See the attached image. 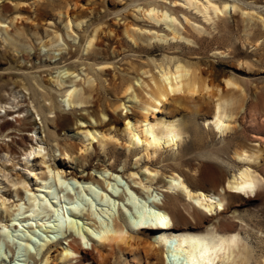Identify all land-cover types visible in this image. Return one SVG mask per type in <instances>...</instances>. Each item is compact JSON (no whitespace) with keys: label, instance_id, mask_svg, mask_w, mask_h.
Masks as SVG:
<instances>
[{"label":"rangeland","instance_id":"rangeland-1","mask_svg":"<svg viewBox=\"0 0 264 264\" xmlns=\"http://www.w3.org/2000/svg\"><path fill=\"white\" fill-rule=\"evenodd\" d=\"M210 1L227 3V13L206 17L185 0H0V94L12 103L2 104L6 109L20 111L6 114L0 108V123L9 119L8 125L14 126L0 136V144L6 142L13 150L0 153V196L12 213L9 216L0 206V219L16 223L7 226V238L0 239V264H41L42 243L49 241L60 249L67 244V235L90 247L93 236L83 239L75 230L57 229L51 209L60 205L79 228L94 221V212H104L107 221L119 220L127 233L136 236L101 247L105 256L100 261L83 259L79 264H165L162 247L153 241L155 231L136 229L127 204L131 193L147 201L127 176L129 172L144 182L150 171L158 174L149 192L167 200L180 225L201 234L212 228L221 235L238 233L251 254L249 264L264 260V191L258 197L251 194L247 203L235 193L226 196V212L216 216L215 203L201 207L182 193L166 195L163 190L174 170L207 190L212 187V173L231 178L246 164L263 178L264 190V142L252 138L253 134L264 138V0ZM150 7L176 18L175 37L168 19L148 16ZM177 63L189 68L199 89L194 95L168 96L160 110L148 115L151 120L181 123L186 132L177 145L163 144L156 152H146L141 143L129 144L123 117L139 118L162 68L173 69ZM75 86L86 102L68 103L67 92ZM218 98L230 100L235 114L231 129L222 134L203 120L210 117ZM56 112L64 115L54 121ZM91 125L107 134L103 144L96 138L91 143L85 139V128L92 130ZM39 145L45 148L47 163L41 161L42 155L29 154ZM84 145L88 147L82 153L85 158L79 153ZM242 148H259L257 161L233 156ZM63 150L70 157L60 154ZM47 164L65 173L91 174L96 182L56 174L42 180L39 176ZM17 174L29 191L12 185L10 180ZM106 196L112 204L103 201ZM33 197L48 209L33 211ZM147 248H151L148 253ZM54 254L48 264H64ZM233 259L225 251L214 264H237ZM182 262L187 264L185 258Z\"/></svg>","mask_w":264,"mask_h":264},{"label":"bare ground","instance_id":"bare-ground-1","mask_svg":"<svg viewBox=\"0 0 264 264\" xmlns=\"http://www.w3.org/2000/svg\"><path fill=\"white\" fill-rule=\"evenodd\" d=\"M185 1L187 4L194 6L196 9L201 11L206 17L211 16L212 13L216 14L217 16L219 12L227 13V7H225V5H228L227 3L223 4V6H220L217 3L211 2L210 0H208L204 4H200L196 0ZM234 7L235 6H233V8ZM146 11L148 16L151 18H155L158 20L168 19L170 21V24H168V26L171 27L173 37H175L177 31L175 26L176 18L174 16H171L167 12H159L157 9H155V7H150ZM93 38L94 37L91 36L88 40V46L92 44ZM154 85L155 86L153 87L151 86V91L148 93L149 95L147 96L145 104L142 106L144 111L143 113H141V116L139 118H133V115L126 114L123 117V120H125L126 122L124 131H126L129 136V144L139 145L141 143L146 152H156L161 145L163 146V144H165V146H175L181 141L183 133L186 132L185 126L181 123H176L174 120L164 121L160 118L151 120L148 114H154L155 111L160 110V106L163 105L164 101H166L168 99V96L170 95H175L181 92L194 95V93H196L199 89L197 88L198 86L196 87V81L193 79L189 68L181 63L175 64L173 69L169 68L168 66L162 68L160 81L155 82ZM127 87L128 86H126V88ZM76 92V86L68 90L67 100L69 104H79L87 101L85 99L86 97H83V92ZM132 96L136 97L135 95ZM3 97L4 96L0 94V108H5V105L7 103H11L8 101L9 97ZM122 104L123 103H120V105ZM231 104L232 102H230V100L228 99L218 98L210 114V117H207L203 120L212 123L217 132L221 134L224 133L231 127L230 122L235 116L233 109H231ZM15 105H17V103ZM11 111L20 112L19 110H11L5 108L6 114H11ZM63 115L64 113L56 112L55 118L52 120H59L61 117H63ZM129 121H131V124H129ZM10 123L11 122L9 121V119H2L0 123V136H2L5 131L14 128V126L8 125ZM91 129L92 130L85 128V139L90 141L91 143L92 139L96 138L100 143L103 144V142L106 140L105 137L107 134L105 133V135L103 132L99 131L93 126L91 127ZM133 134L140 137L139 143L133 140ZM252 138H254L255 141L264 142V138L256 134H253ZM23 142L24 138L22 137L21 143L23 144ZM41 149H43V157L41 158V161L47 163V160L44 159L45 148L42 145H39V148L37 149H32L31 151H29V154H39L41 152ZM87 149L88 147H86L85 145L84 147H79V150L81 151L79 152L81 157H86L82 153ZM127 149H129V146H127ZM12 151L13 150L11 149L10 144L6 142L0 144V153L5 152L7 154H11L13 153ZM259 152V148L256 151L242 148L240 150L236 149L233 152V156L242 161H257V159L259 158ZM69 153L70 152H68V150H63L62 152L60 151V154H63L67 157H70L71 154L69 155ZM202 163L203 162H199V165H202ZM106 169V167H103L101 170ZM178 171L179 170L171 171L168 175L169 179L163 186V190L167 192L166 195H169L168 192L182 193L187 199L199 202L200 205H204L206 207H210L213 203H215V210L217 212L216 216H221L222 213L226 212L224 199L226 196H230L232 193H234L225 188L224 183L230 184L233 188L238 187L239 185L237 181L240 179L241 174H243L245 177L251 178V180L257 184V189L254 193V197L260 196L264 191L261 190V188L263 189V178H261L256 169L252 168L250 164H246L243 167H240L238 169V172L233 173L231 178H220L219 174L212 173L210 175V183L212 184V187L207 190L202 189L201 187H199V185L190 183L185 175ZM53 174L61 175L62 177L70 176V178H73L74 180H85L86 183L96 180L91 174H82L81 171H71L70 173H65L61 168L53 166L50 167L49 164H47V170H43L41 176L39 177H41L42 180H50ZM157 174V171H150V174L145 177L147 181L143 182L142 180L133 178L135 172H129L127 176L131 178L134 185L140 187L139 193H145L144 195L147 197V201H139V199L133 193H131L127 197V204L134 213L130 222L136 229H151L155 231L153 234V241L162 247V250L165 253V264H184L182 262V258H185L187 264H214L215 260L220 257L221 254L225 251H230L231 254L234 255V259L232 261L233 263L237 262V264H249L251 254L249 253L247 247L241 243V239L238 233L221 235L216 232L215 228H212L205 234H201L196 232H189L187 226L180 225L176 214L169 208L167 200L160 201L154 197L153 193L149 192V187L152 184V180H156L155 177L157 176ZM10 182L15 187L17 185H21L27 191L30 190L24 178H22V176L19 174H17L15 178L11 179ZM49 187H53L51 183L49 184ZM185 189H187V191H185ZM135 191L137 192L138 190ZM201 193H203V195H201ZM235 194L243 203H247L249 200H251V194L253 193H249L247 195L239 193ZM95 196L99 198L98 194L96 193ZM0 199L2 200L0 206L3 208V211L11 216L12 213H10L8 210L9 206L8 204L6 205V198H3V196L1 195ZM100 199L102 200V198ZM213 200H215V202ZM30 201V207L33 211L48 209L47 204L43 201L38 200L37 197H33ZM103 201H105V203H108L109 205L113 203V200L107 196L103 199ZM148 202L149 204H147ZM221 204H223V208L219 207V205ZM14 205L17 207V209H20L19 206H17V203H15ZM188 205L193 208L191 204ZM76 208L77 207L74 206V212H77ZM193 209L198 213L197 209ZM51 210L53 212L55 220L57 221V229L65 228L75 230V232L83 239H86V237H88V239H93L94 237V240H92L91 246L88 247V242H86L87 246H84L79 238H76L72 235H67V237L65 238L67 240V244L62 246L60 249L54 248L55 244H53L52 242H44L40 246L42 257L38 262H40L41 264H48L53 253H55V258H60L64 264H79L83 259H85L86 261H100L105 256L101 247H112L113 243L115 242H127L128 239L136 238V236L127 233V231L124 229V226L119 220L115 219L112 220V222L107 221L106 218L102 216L104 215V212H102V215L100 213L94 212V221L90 222L91 224L89 226L79 228L76 220L66 217L63 211L64 208L61 205L60 207L58 206L57 208H52ZM209 215H212V213ZM161 217H167V226H159L161 223ZM0 223H2L3 228V230L0 231V239L3 241L8 236L9 231L7 230V226H15L16 223L13 221L10 222L7 219L4 220L3 217L0 219ZM30 237L31 239H34L32 236ZM96 243H100V247L97 246ZM149 250H151V248H147L146 253H148ZM73 260L75 261V263L71 262ZM257 264H264V260L259 259Z\"/></svg>","mask_w":264,"mask_h":264},{"label":"snow or ice","instance_id":"snow-or-ice-1","mask_svg":"<svg viewBox=\"0 0 264 264\" xmlns=\"http://www.w3.org/2000/svg\"><path fill=\"white\" fill-rule=\"evenodd\" d=\"M225 7H227V5H225ZM129 124H131V121H129ZM133 140H135L137 143L140 142V137L136 136L133 134ZM40 155H43V149H41V152L39 153ZM145 172H147V169H145ZM238 183V187H232L230 184H226L225 188L229 189L230 191L234 192V193H240V194H249V193H255L256 189H257V184L254 183L251 178L249 177H245L243 174H241L240 179L237 181ZM223 190V189H222ZM185 191H187V189H185ZM201 195H203V193H201ZM190 198V197H189ZM199 204V202H197ZM201 207H203L202 205H200ZM220 208H223V204L219 205ZM204 211H208V209H204ZM161 223L159 226L161 227H165L167 226V217H161Z\"/></svg>","mask_w":264,"mask_h":264}]
</instances>
